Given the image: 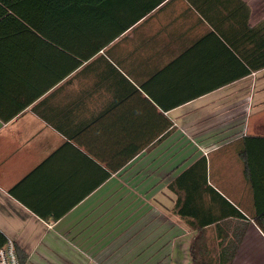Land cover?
I'll use <instances>...</instances> for the list:
<instances>
[{
    "label": "crops",
    "instance_id": "1",
    "mask_svg": "<svg viewBox=\"0 0 264 264\" xmlns=\"http://www.w3.org/2000/svg\"><path fill=\"white\" fill-rule=\"evenodd\" d=\"M83 6L0 20V232L24 264H219L238 237L230 264H264V0Z\"/></svg>",
    "mask_w": 264,
    "mask_h": 264
},
{
    "label": "trees",
    "instance_id": "2",
    "mask_svg": "<svg viewBox=\"0 0 264 264\" xmlns=\"http://www.w3.org/2000/svg\"><path fill=\"white\" fill-rule=\"evenodd\" d=\"M90 2H95L96 0H0V20H24L29 24L31 27L40 28L38 26L41 22H48V20H65L69 19L72 15L76 17H80L84 13V6L85 4H89ZM250 60V72L253 69H258L264 66V59L257 60L256 58H252ZM197 164H202L203 171L202 177H205V160L202 158L201 160L196 162ZM191 170L187 171L191 172ZM177 179L173 181V184H176ZM173 189L176 191V188L172 186ZM177 193V191H176ZM264 211L263 210H258ZM174 212L180 216L181 219L185 220L186 211L182 210V206L178 203V200L175 202ZM237 215L239 213L236 211ZM262 213V212H261ZM241 215V214H240ZM259 224L264 230V212L261 214V217L258 219ZM244 231V228H241V232ZM240 237L237 238L236 242L231 240L225 244L221 250L219 251L217 262L219 264H230L231 260L235 254L237 243L240 241ZM199 240H201L199 236ZM5 244V237L0 232V247ZM17 256L19 259L20 264H24L26 255L20 251L15 246ZM195 261L199 264H210L212 259L206 261L204 259L199 258V254L197 252L194 255Z\"/></svg>",
    "mask_w": 264,
    "mask_h": 264
},
{
    "label": "built area",
    "instance_id": "3",
    "mask_svg": "<svg viewBox=\"0 0 264 264\" xmlns=\"http://www.w3.org/2000/svg\"><path fill=\"white\" fill-rule=\"evenodd\" d=\"M0 264H20L15 243L9 237H5V244L0 247Z\"/></svg>",
    "mask_w": 264,
    "mask_h": 264
}]
</instances>
